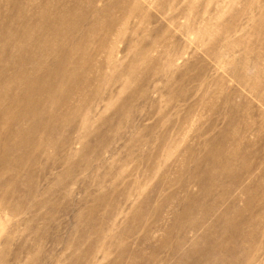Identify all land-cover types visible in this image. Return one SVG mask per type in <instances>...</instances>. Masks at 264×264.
Returning a JSON list of instances; mask_svg holds the SVG:
<instances>
[{
    "label": "rangeland",
    "instance_id": "1",
    "mask_svg": "<svg viewBox=\"0 0 264 264\" xmlns=\"http://www.w3.org/2000/svg\"><path fill=\"white\" fill-rule=\"evenodd\" d=\"M77 4L2 138L0 264H264V0Z\"/></svg>",
    "mask_w": 264,
    "mask_h": 264
},
{
    "label": "bare ground",
    "instance_id": "2",
    "mask_svg": "<svg viewBox=\"0 0 264 264\" xmlns=\"http://www.w3.org/2000/svg\"><path fill=\"white\" fill-rule=\"evenodd\" d=\"M77 6V0H0V159L9 152L3 136L31 115L34 61H44L63 31L65 14ZM26 133L21 131L20 142Z\"/></svg>",
    "mask_w": 264,
    "mask_h": 264
}]
</instances>
